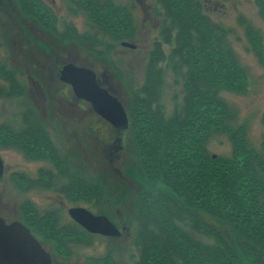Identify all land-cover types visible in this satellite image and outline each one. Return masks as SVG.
I'll return each instance as SVG.
<instances>
[{
    "label": "trees",
    "instance_id": "trees-1",
    "mask_svg": "<svg viewBox=\"0 0 264 264\" xmlns=\"http://www.w3.org/2000/svg\"><path fill=\"white\" fill-rule=\"evenodd\" d=\"M155 1L164 19L149 52L145 77L140 87L125 83L130 96L127 129L137 146L141 180L148 186L138 192L132 211L139 250L134 264H264V178L259 172L263 161L248 146L245 127H230L231 110L218 96L222 90L242 94L247 84L229 40L230 30L204 13L206 0ZM255 4L264 22V0ZM17 6L18 18L32 19L60 42H72L99 58L109 50L106 39L123 42L134 35L129 8L111 0H73L72 6L87 19L89 32L84 34L71 24L58 32L52 8L38 1L17 0ZM246 29L254 52L263 56L259 32L250 25ZM166 70L182 90L180 104L168 117L158 104ZM0 77L11 91L19 88L14 74L1 64ZM35 128L29 138L13 136L10 142L27 158L53 163L69 183L63 189L67 196L99 200L106 177L101 176L100 183L72 176L53 142L39 126ZM90 130L97 134L94 127ZM216 133L227 135L230 156L209 153L208 139ZM16 179L27 182L21 176ZM64 237L50 234L59 246Z\"/></svg>",
    "mask_w": 264,
    "mask_h": 264
},
{
    "label": "rangeland",
    "instance_id": "rangeland-1",
    "mask_svg": "<svg viewBox=\"0 0 264 264\" xmlns=\"http://www.w3.org/2000/svg\"><path fill=\"white\" fill-rule=\"evenodd\" d=\"M111 1L132 10L134 35L132 39L123 42L134 47H123L121 41L106 39L109 50L100 58L75 47L72 42H60L50 30L41 28L32 20L22 16L15 17L16 22L13 25L9 17L0 14L6 24L0 26V64L14 74L19 85L18 89L11 91L8 81L0 77V124L8 123L15 131H19L21 114L26 111L30 114L31 109L35 110L38 116L48 118L47 132L59 155L69 164L72 176L83 181L94 180L100 183L102 180L99 178L106 177V183H101L104 190L99 200L86 198L80 202L65 201L60 198L63 195L60 189H64L69 183L58 174L54 164L46 160L33 161L26 157L25 152L11 147L0 151L5 163L4 178L0 180V197L12 199V202H18L22 198H31L40 204L47 201L53 203L50 205L53 212L58 208L60 213H66L69 203L85 207L94 214H102L110 220H116L120 213L128 222L126 226L130 228L118 241L99 242L95 238L90 246L72 247L73 257L80 258L78 262L72 263L78 264H84L82 259L89 257H103L106 254V245L109 250L114 249L116 264H134L138 260L139 250L134 242L137 223L132 211L138 192L141 188H148L141 180L137 146L129 129L121 135L115 134L112 126L95 114L89 104L82 100L74 102L69 87L59 82L56 77L58 71L68 63L90 68L98 73L104 70L114 95L128 112L130 96L125 83L129 82L133 88L142 84L149 52L158 39L164 17L155 0ZM46 2L56 17L58 32H63L64 26L68 24L74 26L80 34L89 32L87 19L72 6L73 0ZM204 13L213 22L230 30L229 40L235 57L245 70L247 84L244 93L235 94L222 90L218 96L231 110L230 127H245L248 146L256 150L263 161L259 172L264 178V22L259 16L255 0H206ZM247 25L259 32L263 48L261 57L254 52L247 37ZM28 38H32L50 57L44 56L33 47ZM163 50L168 52L167 47H163ZM46 69L49 70L50 77ZM42 71L46 72L43 73L44 77L39 74ZM116 72L121 74L123 81L120 76H116ZM34 81L37 82L36 87ZM181 99L179 80H176L171 71L166 70L159 96V109L168 117ZM91 126L96 130V135L92 134ZM117 138L121 139L120 144L116 142ZM114 145H119L121 149L114 151ZM207 149L212 155L227 157L231 155L232 145L227 135L216 133L208 139ZM40 168L54 174L50 185H47V179L43 177L40 180L44 183L40 185L34 182L21 187L16 183L18 176L27 178L28 181L37 180ZM72 176H69L70 181ZM62 219L61 225L69 221ZM196 237L202 239L197 235ZM86 261L94 264L90 260Z\"/></svg>",
    "mask_w": 264,
    "mask_h": 264
},
{
    "label": "flooded vegetation",
    "instance_id": "flooded-vegetation-1",
    "mask_svg": "<svg viewBox=\"0 0 264 264\" xmlns=\"http://www.w3.org/2000/svg\"><path fill=\"white\" fill-rule=\"evenodd\" d=\"M35 1H38V3H42L45 6L51 8L49 3L46 2V0H32V4H34ZM128 11L132 17V10L129 8ZM0 14L5 15L6 17H9L11 19V23H14L13 25H15V22H16L15 17L18 18V15H19L17 0H0ZM29 20H32V19H29ZM33 22L34 24H37L35 21ZM3 25L6 26L5 22H3L2 19L0 18V26H3ZM28 41L32 42L33 47L35 46V48L41 51L44 56L50 57L48 54L46 55V52H44V49L40 48V45L38 46V44L35 43L32 38L31 40H29L28 38ZM61 69L58 71V74L56 77L58 78L59 82H61L64 85H67L60 80ZM46 71L48 73V76L50 77V73L48 72L49 70L46 69ZM94 72L96 73V77L103 87L111 88L109 86V83L106 80V75H105L104 70L101 73H98L96 71ZM43 73L46 74V72L42 71V75L45 76ZM36 83L37 82L35 81L33 82L35 87L37 86ZM67 86L71 90L73 98L75 99L74 102L78 101V99L75 98L71 87L69 85ZM1 93H2V87L0 86V95ZM48 122H49L48 118L44 119V117L38 116V113L35 112V110L31 109L30 114L27 111L21 114V123H19V126L20 125L21 126L19 128L20 129L19 131H15L12 126H9L8 123L0 124V151L6 148H11V147H14L15 149H19L17 145L10 142V138L13 136L17 137L20 135L24 136L25 138H29L27 137L29 134L36 133V132L34 133V130H36L35 128L36 125L39 126V129L42 131L44 136L48 137L49 140L52 141V139H50L49 133L47 132L48 126H49ZM117 134L121 135L122 133L117 132ZM119 139L120 138H117L116 140L118 144H120L121 142V139L118 142ZM32 147H34L33 144H32ZM112 148L114 151H116V148H118V150L121 149L119 145L118 146L114 145ZM0 158L2 159L1 155H0ZM32 160L40 161V160H35V159H32ZM2 162H3L4 172L0 180L4 178V174H5V163L3 159H2ZM38 174H39V178L37 180L28 181L27 178H24V180L27 181L26 182L27 184L26 183L24 184L28 186L36 182V184L38 183L40 185V183H44L43 180H40V177H43L44 179L45 178L47 179L46 180L47 185L48 184L50 185L52 182V178L54 179V174H51L50 171H46L43 168H40L38 170ZM61 177H62V174H61ZM16 183L21 187L24 185V184H20L19 181L17 180H16ZM60 191L63 193V195H61L60 197L62 198V200H65V201L69 200L70 202H80L83 200L82 197L67 196L63 192V189H60ZM11 200H7V199H4L3 197H0V220H2L4 225L6 226L13 225L16 223L24 226L28 230L30 236L33 237L36 240V242L39 244L41 249L49 255L50 261L52 264H78V263H72V261L78 262L80 260V258L73 257L72 247L77 246V245L90 246L92 245V242L95 238L99 239V242H102V240L106 241L107 243L114 241V240L118 241V239H120L121 236H125V233H127L130 229L128 226H126V223L128 222H126L122 218L120 213H118L119 217L116 220L113 219L114 221L110 220L109 218L105 216L119 231L120 235L118 237L105 236V235H101L98 233H90L86 229H84L80 224L74 221L69 214V210L72 208L86 209L85 207L75 206V205L68 203V208L66 210V213L64 211L63 213L62 212L60 213L59 212L60 209L58 211V208L55 209V211L53 212L50 207V205L53 203H50L47 201H44L43 203L40 204L39 202L33 201V199L31 198H22V199H19L18 202H12ZM89 201H92V200H89ZM89 212L94 214L91 211ZM94 215H102V214H94ZM62 218H65V220H69V221L66 224L61 225L60 223L63 221ZM50 224L54 226L53 230L49 229ZM51 233H61L62 235L65 236L63 239L64 241L62 243V246H59V244H57V240L50 238ZM105 249H106V254L103 257L101 258H90L89 257L88 259H85V260L82 259L84 261V264H88L87 263L88 261L86 260H90L94 264H116V261L114 258L115 256L113 255L114 249L109 250L108 245H106Z\"/></svg>",
    "mask_w": 264,
    "mask_h": 264
},
{
    "label": "water",
    "instance_id": "water-1",
    "mask_svg": "<svg viewBox=\"0 0 264 264\" xmlns=\"http://www.w3.org/2000/svg\"><path fill=\"white\" fill-rule=\"evenodd\" d=\"M121 46H134L121 42ZM60 80L69 85L76 99L89 103L91 110L108 122L118 133L128 128V116L114 90L103 87L96 73L82 66L65 64L60 71ZM120 139L118 140V142ZM118 148H116V151ZM4 172L0 158V178ZM71 218L90 233L118 237L117 228L103 215H94L84 208L69 210ZM0 264H52L28 230L20 225L6 226L0 220Z\"/></svg>",
    "mask_w": 264,
    "mask_h": 264
}]
</instances>
